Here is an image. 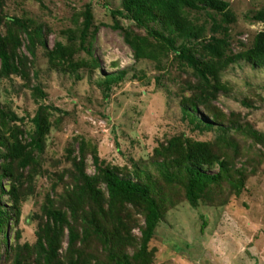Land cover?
Returning a JSON list of instances; mask_svg holds the SVG:
<instances>
[{"label":"rangeland","instance_id":"1","mask_svg":"<svg viewBox=\"0 0 264 264\" xmlns=\"http://www.w3.org/2000/svg\"><path fill=\"white\" fill-rule=\"evenodd\" d=\"M227 1L236 17L230 34L231 49L237 53L251 47L264 31V20L251 17L264 9V0ZM88 6L93 26L87 43L82 44L76 29L83 25ZM120 7L121 0H0V33L17 65V72L0 74L1 111L17 116L13 121L6 118L4 130L28 143L41 107L46 108L50 120L44 152H34L36 162L19 170L27 179V197L20 220H10L6 235L11 242L19 236L22 246L37 243L39 228L46 221L43 205L58 204L56 200L74 185L67 174L72 159L84 156L86 171L94 174L96 151L105 165L129 170L135 163L150 165L173 154L180 147L181 135L186 134L207 142L233 169L244 168L245 186L236 195L225 182L222 197L226 204H220L219 198L216 204L201 202L198 206L191 205L183 190L174 188L179 202L165 213L150 243L154 264H264V67L244 60L225 67L220 90L200 104L199 117L206 116V105L219 109L227 122L242 126L232 132L236 146H230L217 132L196 130L184 118L181 103L192 95L187 84L196 78L174 52L163 48L157 61L136 58L126 32L148 37L147 31L131 19L114 16L112 10ZM11 17L42 25L43 42L31 49L28 32L12 23ZM57 42L66 48L67 56L49 55ZM1 68L0 59V72ZM122 71L127 76L106 97L98 78ZM218 170V165L209 168L213 173ZM103 188L106 191L105 185ZM1 204L12 205L8 193ZM127 206L134 223L144 225L140 207ZM68 215L70 218V212ZM132 233L141 237L138 226ZM59 236V256L67 263L69 229L60 231ZM7 246L0 247V264H8ZM105 254L94 239L77 263L96 264L93 255L102 260Z\"/></svg>","mask_w":264,"mask_h":264},{"label":"trees","instance_id":"2","mask_svg":"<svg viewBox=\"0 0 264 264\" xmlns=\"http://www.w3.org/2000/svg\"><path fill=\"white\" fill-rule=\"evenodd\" d=\"M112 12L114 16L122 15L146 29L149 40L147 36L126 32V40L134 48L138 60L157 61L165 49L174 52L183 64L193 70L196 80L187 84L193 93L189 98L184 97L181 103L184 118L194 129L215 131L219 139L236 146L231 134L234 130L242 129V126L227 122L219 109L206 105V116L199 117V107L220 90V76L225 67L242 60L264 67V31L257 35L251 47L234 53L230 26L236 17L227 0H121V7ZM84 17L83 25L76 29L82 44L87 43L93 26L89 6ZM251 17L263 21L264 9ZM11 21L28 32L31 49L36 47V43L43 42L42 25L19 17H11ZM11 55L8 43L0 33L2 76L17 72ZM49 55L52 58L56 55L67 56L66 48L57 42L56 49ZM99 65L96 62V66ZM126 76V71L106 74L99 77L97 82L108 97L113 86ZM37 91L42 93L39 88ZM1 110L0 247L8 245V264H79L77 261L84 256L85 247H89L94 239L106 252L102 260L93 255L96 264H154L155 252L150 248V243L165 213L179 202L174 188L183 190L191 205L198 206L201 202L216 204L219 198L220 204H226L228 201L222 197L225 182L229 183L236 195H240L245 186L244 168L233 169L229 161L217 156L207 142L195 141L186 134L181 135L180 147L173 154L162 160L156 159L150 165L135 163L129 170L105 165L95 151L96 173L86 171L84 156L78 160L72 159V168L68 169L67 174L74 185L66 190L65 196L56 200L58 204L51 201L43 205L46 221L39 228L37 243L33 247L28 244L22 246L19 236L11 242V237L6 235L10 220H20L22 203L27 197V188L24 187L27 179L19 170L36 162L34 152H44L50 120L46 108L41 107L33 119L31 142L24 143L14 132L7 135L4 130L6 118L9 121L17 120L16 114ZM255 138L262 140L258 134ZM68 159L71 160V157ZM215 165L219 166V170L210 172L209 168ZM5 193L9 194L10 208L1 204ZM127 205L140 207L139 212L145 215L144 225L134 223ZM136 226L141 230L140 238L132 233ZM65 228L70 231V259L67 263L60 258L56 245L60 241V231L64 232Z\"/></svg>","mask_w":264,"mask_h":264}]
</instances>
